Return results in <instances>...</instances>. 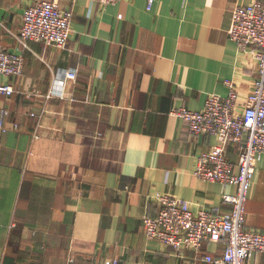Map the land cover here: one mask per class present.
I'll return each mask as SVG.
<instances>
[{"label":"crops","instance_id":"crops-1","mask_svg":"<svg viewBox=\"0 0 264 264\" xmlns=\"http://www.w3.org/2000/svg\"><path fill=\"white\" fill-rule=\"evenodd\" d=\"M37 0H0V48L23 52L20 75H0V261L2 264H213L223 242L201 250L150 239L146 213L156 193L193 211L229 209L234 184L199 178L197 155L218 142L193 134L174 107L199 110L233 81L245 105L257 59L230 39L235 7L253 0H58L73 12L67 47L17 34ZM76 71L63 97L47 98L55 77ZM42 113V116L39 114ZM36 113V116L31 113ZM41 122L39 138L33 133ZM19 123V128L14 124ZM239 146H228L237 163ZM246 227L264 232V156L253 177ZM247 264H264L255 252Z\"/></svg>","mask_w":264,"mask_h":264},{"label":"built area","instance_id":"built-area-1","mask_svg":"<svg viewBox=\"0 0 264 264\" xmlns=\"http://www.w3.org/2000/svg\"><path fill=\"white\" fill-rule=\"evenodd\" d=\"M101 5L118 0H94ZM155 0H148L150 9ZM73 12L61 6L58 0H37L26 7L20 32L19 45L28 47L31 40L48 45L67 47L72 32ZM229 37L238 47L251 53L258 63V75L245 105L239 101V92L233 81H226L228 94L210 93L202 109L193 110L182 105L171 110L173 116L187 122L193 134L215 135L218 142L209 151L197 155L194 174L201 179L234 184L235 193H225L223 199L229 209L214 207L211 210L193 211L188 200L172 193H156L158 211L143 216V226L150 239H157L177 249L201 250L207 242H223L218 255L208 254L205 259L213 264H247L255 252L264 253V232L246 227V208L253 177L264 156V0H253L237 5L233 11ZM25 55L0 48V75L23 73ZM77 77L76 71H65L64 77H55L47 98L63 97L68 80ZM11 83H0V93L13 95ZM43 111L39 114L42 116ZM36 116V113H31ZM0 127L5 125L4 112ZM19 128V123L14 124ZM41 122L33 136L39 138ZM239 146L237 163L227 156L228 146ZM0 264L2 262L0 261ZM100 264V263H99ZM101 264H122L113 259Z\"/></svg>","mask_w":264,"mask_h":264}]
</instances>
